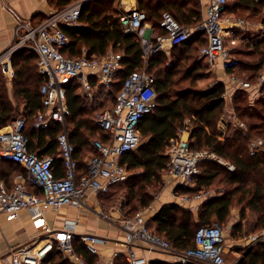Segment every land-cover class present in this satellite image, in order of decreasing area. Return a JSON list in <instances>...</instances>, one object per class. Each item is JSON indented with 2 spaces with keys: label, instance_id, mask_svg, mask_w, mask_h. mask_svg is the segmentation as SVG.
<instances>
[{
  "label": "trees",
  "instance_id": "obj_1",
  "mask_svg": "<svg viewBox=\"0 0 264 264\" xmlns=\"http://www.w3.org/2000/svg\"><path fill=\"white\" fill-rule=\"evenodd\" d=\"M74 1L76 0H50V3L54 7L61 6L58 9H62ZM137 1L138 8L147 12L148 21L159 33H164L160 28V21L166 11L189 25L204 18L202 0ZM242 11L247 13V18H253L264 12V0H228L227 14L242 16ZM48 16L49 14L39 13L34 19L41 22ZM260 21L264 24V13ZM62 28L71 38L69 46L62 50L65 55L80 57L86 46L90 58L104 57L110 51L121 54L124 66L118 70L111 90L99 84L98 72L93 71L89 82L97 88L94 97L86 94L84 84L78 78L65 85L67 98L78 100L77 110L67 117V127L75 145L74 157L77 161V176L80 178L88 172V157L98 154L93 140L106 142L110 137V133L97 124V113L115 105L116 95L123 89L127 76L131 71L144 66L145 56L140 40L134 34L125 32L120 20L118 0H92L84 6L78 24ZM261 35L263 37L259 38ZM240 40L246 44L247 50L233 53L256 58L253 61L239 59L235 68L228 69L230 75L239 77L242 74L246 77L243 80L252 83L250 89H237L234 93L232 112L236 114L238 126L233 135L223 140L217 137L218 123L226 111L227 86L222 81L206 90L181 85L184 76L196 74L199 77L205 73L196 66L193 54L197 51L203 61L210 65L201 54L202 48L207 44V36L201 35L191 43H180L172 47L170 62L165 51L157 52L149 58L147 64V71L156 78L157 107L140 121L139 130L143 137L140 146L119 157V162L134 173L124 181L111 185L108 193L99 195L103 201L112 200L114 188L127 181V205L134 201L132 206L135 209L128 210L126 215H135L139 206H150L154 195L149 188L156 187L170 162L166 153L169 141L178 135L180 128L189 119L192 122L191 146L194 149L211 148L233 162L237 168L231 171L214 161L201 162L196 184L181 185L177 188L178 192L192 196L205 188H215L217 191L221 189V193L199 200L197 215L189 203L174 200L164 203L147 221L150 229V224L155 225L153 231L167 237L178 248L194 245L195 232L200 225H212L216 221L224 226L235 209H239V213L243 215L251 211L257 214L254 228L257 231L264 229V149L258 150L256 154H251L250 149L252 138L264 140V83L258 81V76L264 69V32L254 37L247 33ZM14 66L16 71L12 86L4 79L0 69V128L22 114L27 117L25 132L30 151L36 152L40 157L57 156V139L63 131L62 124L52 121L44 129L35 126L38 113L45 108L41 94L44 78L39 73L38 54L32 49H22L14 56ZM179 75L183 76L177 78ZM257 90L260 95L253 99L251 93ZM17 171L26 173L19 163L4 159L0 161V179L9 188L14 186ZM55 173L57 177L66 174L64 164L58 158ZM240 225L241 222L234 226L239 229ZM73 244L76 254L86 264H99V254L89 252L79 236L73 239ZM50 262L72 264L73 261L64 258L62 252L55 248L43 264ZM114 264L129 263L124 255H119ZM150 264L185 262L154 259ZM242 264H264V244L258 243L247 251Z\"/></svg>",
  "mask_w": 264,
  "mask_h": 264
},
{
  "label": "built area",
  "instance_id": "obj_2",
  "mask_svg": "<svg viewBox=\"0 0 264 264\" xmlns=\"http://www.w3.org/2000/svg\"><path fill=\"white\" fill-rule=\"evenodd\" d=\"M90 1L92 0H76L62 9L52 11L41 22L28 19L18 24L14 40L0 53V68L11 77L15 75L13 63L16 53L22 49H32L38 54V68L44 78L41 94L45 108L38 113L35 126L44 129L52 121L60 122L63 126L57 139L58 155L43 157L30 151L28 147L26 117L12 119L0 128V158L21 164L26 169L29 180L17 181L9 188L0 179V214L4 213L9 219H14L23 209L33 210L35 225L40 229L34 245L27 242L10 247L1 258L0 264H42L55 248L62 252L64 258H74L78 264H86L74 250L73 239L76 236L80 237L89 252L99 254L109 242L107 237L91 232L78 234L71 227H56L46 221L44 214L47 209L58 210L67 205L87 207L119 226L124 231L125 248L114 252L113 258L124 255L129 264L148 262L147 258L137 254L136 247L149 252L162 251L174 262L186 263L191 260L202 264H227L224 231L217 222L200 225L195 232L194 245L183 249L174 246L167 237L152 231L148 227L144 211L139 210L133 216L124 214L114 217L103 209L95 210L88 204V198L92 193H108L111 185L127 178L128 169L119 162V157L140 146V121L157 107L156 78L147 71L149 58L157 52L168 51L175 45L206 35L208 41L201 50L202 56L212 67L219 64L228 71L238 65V59L232 53L228 42H236L238 29H248V22L236 15L227 14L228 0H208L204 18L196 24H184L171 12H164L160 21V28L164 33H159L148 21L146 11L138 6L128 9L122 0H118L121 23L126 33L134 34L140 40L145 64L129 73L123 89L116 95L115 105L97 113V124L107 130L110 137L106 142L93 140L98 154L88 158V172L78 178L75 145L70 139L67 127L71 108L67 105L65 85L78 78L83 82L86 94L93 97L96 88L89 82V70H97L99 84L111 90L118 70L124 68L122 55L112 51L104 57L92 58L88 56L86 46L83 47L82 55L77 58L63 53L62 50L71 43V38L62 27L78 24L84 6ZM227 75L233 80H239L236 76ZM258 81L264 83V69L259 74ZM238 82L235 90L252 87L250 81ZM227 95L226 91V99ZM259 95V90L252 92L253 99ZM226 115L225 113L218 123L217 137L222 140L226 137L227 118L234 126H238L234 112L229 117ZM190 136L191 123L186 120L178 135L170 139L166 151L170 162L165 171L175 184V197L181 202L199 201L212 196V191L207 188L192 196L180 194L177 190L181 185L196 184L201 162L214 161L231 171L237 168L233 162L211 148L194 149ZM250 149L251 154L264 149V140L252 138ZM57 158L64 164L66 174L62 177H57L55 173ZM29 184L37 187V191L31 190ZM258 243L264 244V229L249 237L242 254L230 264H242L244 254ZM111 262L112 260L109 264Z\"/></svg>",
  "mask_w": 264,
  "mask_h": 264
},
{
  "label": "crops",
  "instance_id": "obj_3",
  "mask_svg": "<svg viewBox=\"0 0 264 264\" xmlns=\"http://www.w3.org/2000/svg\"><path fill=\"white\" fill-rule=\"evenodd\" d=\"M202 1H203V5L205 8L204 10L206 12L208 0H202ZM122 2L123 4H125V7L128 9H132L138 6L137 0H122ZM50 6H51L50 0H0V53L4 49H6L14 40L15 28L18 24L28 19H32L34 22H37L34 19V18H37L36 17L37 14L39 13L50 14L53 11V9ZM205 12H204V15H205ZM262 37L263 35L259 36V38H262ZM195 39L196 38H193L188 43L193 42ZM170 50H172V48L168 49V51H165V52L167 53ZM13 67H14V70L16 71L14 63H13ZM212 68L216 72H219V75L221 76L220 81L227 84L226 86H227L228 95L226 99L225 113L227 114L226 117H229L230 114L232 113L233 96H234V93L236 92L235 90L236 86L239 85L238 81L243 82L244 80L239 79V78H238L239 79L238 81L233 80L227 75L229 74L228 71L224 70L222 66L219 64ZM93 71H97V70L88 71V73L90 74L89 77L92 76ZM1 72L7 78L8 84L12 86L15 75L13 77L6 75L2 69H1ZM95 92H97V88ZM67 105L71 108V113L75 112L78 108V100L75 98L68 99ZM19 117H25V116L21 114ZM226 120L228 122V128L226 129L225 136L229 137L233 135L237 127L234 126L228 118ZM1 160L2 158H0V161ZM21 168L24 171H26V169L22 165H21ZM26 175L28 177L27 171H26ZM163 177H164L163 184L165 185L164 191L157 193L154 196V201L150 205V208L153 209V214L156 211H158L161 208V206L166 202H172L174 200L181 202L174 195V192H175L174 190L176 188L174 182H172L169 179L167 173H165V175L163 174ZM17 181H29V180L28 178L26 180L25 178H23L21 174H19L14 178L13 183L15 184ZM29 188L31 190L37 191V187L32 186L30 184H29ZM220 193L221 192L217 194L212 193V196L219 195ZM99 195L100 194L92 193L88 198V204L93 206L95 210H99V209L105 210L102 207L103 203L101 202ZM96 200H97V203H96ZM185 203H189L194 213L196 215L198 214V210L200 208V203L198 200H189V201H186ZM235 211L237 212L236 209L234 210V212ZM34 213L35 212L33 210L23 209L20 211L19 216L14 219H9L7 215L4 213L0 214V262H1V258L8 252V249L10 247L20 246L28 242L27 240V237H29L27 236L28 231L25 233L24 227L26 228L31 227L34 230H37L39 232L40 229L37 228L35 225ZM124 214H122L120 211L111 213V215L114 217L122 216ZM44 216H45L46 221L50 225H53L56 227L68 226V227L75 229L78 234L84 233V232H91V233H97L101 236L107 237L109 240V242L107 243V246H105L99 252V264H109L110 260H112L110 264H114L115 259L117 258V257L113 258L114 252L118 250H123L125 248V246H123L124 231L121 230L119 226L113 224L111 221L99 216V214L96 211L90 210L87 207L67 205V206L61 207L58 210L47 209L45 211ZM135 250L140 257L147 258L148 262L146 264H150V262L154 259H161V260H165L168 262H174V261H171V258L167 253H164L162 251L149 252L140 247H136ZM235 250H238V249L235 248ZM70 260L73 261L72 264H78L74 258H71ZM50 263L58 264L56 262H50Z\"/></svg>",
  "mask_w": 264,
  "mask_h": 264
},
{
  "label": "rangeland",
  "instance_id": "obj_4",
  "mask_svg": "<svg viewBox=\"0 0 264 264\" xmlns=\"http://www.w3.org/2000/svg\"><path fill=\"white\" fill-rule=\"evenodd\" d=\"M51 4V3H50ZM53 11L57 10L59 7H54L52 4L50 6ZM264 12H260L257 15H255V17H246V12L242 11L240 14L241 15H236L238 17L243 18L244 20H246L248 22V29H238L237 31V35H238V40H236V42H228V45L231 47V51L233 52H239L241 50H247V46L246 44L240 40V38L244 35L247 34L248 35H252L253 37L257 34H260L262 32H264V24H262V22L260 21V17L263 15ZM256 38V37H255ZM5 50V49H4ZM235 50V51H234ZM171 51L167 52V56H168V62H170L172 60L171 57ZM234 54V53H233ZM194 56V60L196 62V66L199 68V70H203L204 75L199 76L198 75H192L191 77H186L184 76V79L181 83L182 86H192L195 89H201V90H206L209 89L213 84H215L216 82L221 80V76L219 75V72H216L215 70H213L211 65H207L202 57L200 56L199 51L196 52V54H193ZM234 56L237 57V59H241L244 61H253L256 57H252V56H247V55H243V54H234ZM192 63V61H191ZM190 62H188V64H191ZM2 73V72H1ZM242 73V72H241ZM3 75V74H2ZM183 75H179L177 76V78H180ZM4 79L7 81V78L3 75ZM237 77V76H236ZM239 79H246V77H244L242 74H239V77H237ZM10 86V84H9ZM20 99V98H19ZM22 101V99H20ZM20 115H17V117H19ZM189 120V119H188ZM191 125L192 122L190 121ZM142 141H143V137H142ZM20 171H17L18 175L21 174L23 176V178H25L27 180V175L25 172L19 173ZM25 173V174H24ZM134 173V171H128V177H130L132 174ZM166 171L162 172L161 178L159 180L158 183H156L157 185H155L156 187H150L149 191L155 196L157 193L164 191V187L165 185L163 184V174L165 175ZM127 177V178H128ZM128 180V179H127ZM210 191H212V193H219L220 190L217 191V189L215 188H210ZM127 191H128V187H127V181L124 184H121L119 186H117L116 188H114L113 191V199L112 200H108V201H103L102 199L101 202L103 203L102 207L109 213H114V212H118L120 211L122 214H126V212L130 209H135L134 205V201H132V203L130 205H127L128 200H129V195H127ZM142 210L145 213L146 219L149 221L151 219V217L153 216V209L150 208V206L144 207V206H139L138 207V211ZM237 212L234 210L230 213V216L226 222V224L223 227V231H224V237H225V257H226V262L227 264H230L232 261L235 260L236 257H238L240 254H242L243 252V246H245L246 242L248 241L249 237L258 232L256 229L254 228L255 226V221L257 219V214H255L254 212H246V214H240L239 213V209H236ZM241 222V227L239 229H236V226H234L235 224ZM213 223H216L213 222ZM150 226L152 228H154L155 225L150 224ZM151 228V229H152ZM24 231L25 233L28 231L27 233V240L28 242H31V246L34 245V241H37V236H38V231L34 230L33 228H26L24 227ZM153 230V229H152ZM27 243V242H26ZM238 249V250H235ZM162 253V252H161ZM234 253V254H233ZM167 257V256H166Z\"/></svg>",
  "mask_w": 264,
  "mask_h": 264
},
{
  "label": "water",
  "instance_id": "obj_5",
  "mask_svg": "<svg viewBox=\"0 0 264 264\" xmlns=\"http://www.w3.org/2000/svg\"><path fill=\"white\" fill-rule=\"evenodd\" d=\"M185 264H202V263H199V262H195V261H191V260H188L186 261Z\"/></svg>",
  "mask_w": 264,
  "mask_h": 264
}]
</instances>
